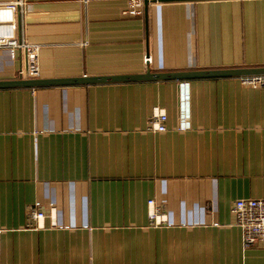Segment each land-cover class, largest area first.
<instances>
[{
    "label": "crops",
    "instance_id": "0c3cea01",
    "mask_svg": "<svg viewBox=\"0 0 264 264\" xmlns=\"http://www.w3.org/2000/svg\"><path fill=\"white\" fill-rule=\"evenodd\" d=\"M25 1L40 79L264 68V0ZM24 63L0 49V80ZM241 199H264V90L239 77L0 89V264H264Z\"/></svg>",
    "mask_w": 264,
    "mask_h": 264
},
{
    "label": "built area",
    "instance_id": "2783aa9c",
    "mask_svg": "<svg viewBox=\"0 0 264 264\" xmlns=\"http://www.w3.org/2000/svg\"><path fill=\"white\" fill-rule=\"evenodd\" d=\"M146 0H128L123 11L124 15L138 17L144 12ZM27 11L25 0H15L9 3H0V49L9 50L12 53H19L25 63L17 74V78L39 79V51L40 46L27 41L25 36L24 16ZM145 64L152 63L150 55L145 56ZM244 86L264 90V75L239 77ZM182 107L187 104L186 96L181 100ZM184 122L179 130L188 128ZM167 113L161 108H155L150 120V130L164 132L167 130ZM149 221L153 227L164 226L167 223L166 215L162 208L154 200L149 203ZM236 226L241 229L243 244L246 248L264 243V199H241L235 202L232 208ZM46 213L38 207L28 212V228H43ZM55 226V224H54Z\"/></svg>",
    "mask_w": 264,
    "mask_h": 264
},
{
    "label": "water",
    "instance_id": "95a60500",
    "mask_svg": "<svg viewBox=\"0 0 264 264\" xmlns=\"http://www.w3.org/2000/svg\"><path fill=\"white\" fill-rule=\"evenodd\" d=\"M148 3V0H146V6L148 5ZM253 75H264V68L188 70L182 72H154L149 68L144 74L127 76L82 77L71 79L17 78L13 80H0V89L43 88L71 85L89 86L96 84L132 83L146 81H188L200 78L242 77Z\"/></svg>",
    "mask_w": 264,
    "mask_h": 264
}]
</instances>
